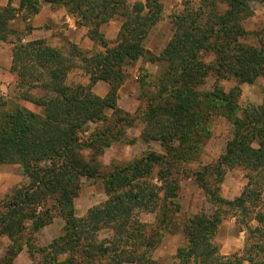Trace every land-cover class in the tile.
Wrapping results in <instances>:
<instances>
[{
    "label": "trees",
    "instance_id": "obj_1",
    "mask_svg": "<svg viewBox=\"0 0 264 264\" xmlns=\"http://www.w3.org/2000/svg\"><path fill=\"white\" fill-rule=\"evenodd\" d=\"M259 2L264 0L187 3L173 17L174 35L159 55L146 48V41L163 19L162 0L133 5L128 0H20L18 7L9 0L0 7V42L15 45L11 72L18 99L41 109L40 114L24 106L10 111L0 96V167L19 165L29 181L0 202V239L10 242L0 264H14L24 250L32 264H158L150 254L170 233L171 210L181 211L176 201L180 167L198 160L216 118L230 124L232 138L214 165L194 175L216 212L186 221L185 245L172 264H264V98L257 107L239 106L240 85L264 79V48L244 43V21ZM43 4L66 9L77 27L87 30L95 50L68 41L67 51L46 40L23 43ZM114 18L122 25L108 40L102 29ZM19 19L22 32L12 27ZM142 60L161 65L162 71L149 83L154 91L146 93L141 140L159 143L165 153L148 152L103 174L99 158L121 141V129L138 121L118 108V100L128 69ZM75 69L89 78L88 86L67 84ZM211 77L214 88L204 91ZM226 81L237 87L227 92L221 86ZM99 82L109 85L104 98L92 92ZM234 169L247 173L248 184L229 201L220 187ZM85 179L102 181L108 200L79 218L75 200ZM140 213L156 214L150 230L139 221ZM228 216L242 218L249 235L244 249L229 257L215 243ZM57 217L64 220L63 234L46 248L36 247L35 235ZM104 231L111 237L98 242L97 234ZM37 255L42 256L38 261Z\"/></svg>",
    "mask_w": 264,
    "mask_h": 264
},
{
    "label": "rangeland",
    "instance_id": "obj_2",
    "mask_svg": "<svg viewBox=\"0 0 264 264\" xmlns=\"http://www.w3.org/2000/svg\"><path fill=\"white\" fill-rule=\"evenodd\" d=\"M143 1L144 0H128L130 5ZM197 1L198 0H162L163 19L150 32L146 41V48L151 49V51H149L155 55H159L174 35L173 17L183 11L187 3L196 4ZM8 2L9 0H0V7H6ZM19 2L20 0H13L14 7H18ZM251 8V16L244 21V28L248 33L244 43L258 48H264V3H253ZM12 27L19 32L24 31L25 28L20 19L13 23ZM14 39L15 38H11L13 42L15 41ZM46 41L52 46L55 45L67 51V39L63 37L62 34H55ZM161 71V65H152L147 60L139 61L128 69L130 82L128 84L126 83L119 92L118 108L121 109L123 113L132 116L138 121L135 126L131 128L121 129L119 131L120 137L118 138L121 141L114 142L112 146L105 151L104 155L99 158L102 164L103 174L113 172L114 168L118 165H126L136 159H140L148 152L164 155L165 152L159 143L155 142L146 145L142 142L141 137L145 125L140 122L146 110V93L154 91L153 86H150V84L159 76ZM74 73L75 74L72 73V76L75 77L74 79H77L78 75L85 76L84 72L80 69H75ZM215 81V78L211 77L203 90L212 91ZM221 86L227 92H230L237 87V84L233 81H226L222 82ZM240 90L241 97L239 99V106L242 108H246L249 105L256 107L260 106L264 98V79H259L253 85H240ZM18 94L19 92L16 89V84H11L7 89L0 90V96L7 102L8 110L13 111L17 107L23 105V102L18 99ZM35 110L37 114L41 113L40 108ZM109 116H111V113ZM121 131H123V134ZM211 133L212 135L206 142L198 160L180 167V171L184 170V172L182 171L181 177H179V193L176 201L177 204L180 205L181 211L175 213L173 209L171 210L170 217L173 222L169 227L170 233L167 231V233L165 232L164 239L159 249L150 254L151 258L157 261L158 264H172L175 261L177 250L185 245L182 229L188 219L201 215L210 217L216 212V208L207 201L204 191L199 188L194 175L195 173L203 171L204 167L214 165L223 154L228 141L232 138L230 124L222 118H216L211 126ZM85 137H87V134H84V138ZM158 172L159 167L156 166L153 170V176L155 177ZM154 183L157 184V181L155 180ZM23 184L27 185L29 181L26 179ZM247 184V173L244 170H229L220 187V195L226 200L233 201L242 194ZM107 200L108 197L104 193L102 181L83 180L78 198L75 200L77 217H85L89 210L100 206ZM138 211L139 209H136V215ZM156 220V214H139V221L147 225L149 230L156 224ZM241 221L242 218L240 217H224L215 238V243L219 247L221 255L229 257L240 253L244 249L248 232L241 226ZM64 227V220L57 217L51 225L35 235L36 247L46 248L49 246L63 234ZM97 235L98 242L111 237L110 233L107 231L98 233ZM9 244L10 242L7 238L0 239V257L4 256ZM41 257V255H37L36 261L40 260ZM32 262L30 255L24 250L15 260L14 264H32Z\"/></svg>",
    "mask_w": 264,
    "mask_h": 264
},
{
    "label": "crops",
    "instance_id": "obj_3",
    "mask_svg": "<svg viewBox=\"0 0 264 264\" xmlns=\"http://www.w3.org/2000/svg\"><path fill=\"white\" fill-rule=\"evenodd\" d=\"M30 24L32 25V30L23 39V43L25 44L37 40H49V38L59 33L69 43L78 46L82 50H95V43L88 37L87 30L77 27L75 18L70 16L64 8L54 10L51 5L43 4L41 12L30 20ZM121 25L122 22L118 18H114L107 24L102 29L106 39L114 40L120 31ZM14 46L13 43L0 42V90L7 89L11 84H17V77L11 72ZM53 46L56 47L55 45ZM148 50L151 51L149 48ZM72 73L75 74L74 70L67 78L69 86H88L90 84L89 78L86 75H78L77 79H74L75 77L72 76ZM129 82L130 80L127 81V84ZM92 92L96 96L104 98L109 92V85L99 82L92 88ZM22 106L36 113L35 109L37 107L33 104L23 102ZM25 180L21 166L2 165L0 167V201L7 195L12 194L16 187L23 184Z\"/></svg>",
    "mask_w": 264,
    "mask_h": 264
}]
</instances>
